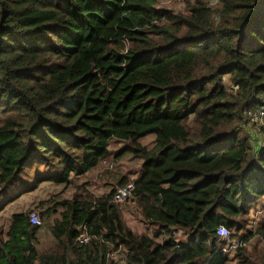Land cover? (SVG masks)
<instances>
[{
    "label": "trees",
    "instance_id": "trees-1",
    "mask_svg": "<svg viewBox=\"0 0 264 264\" xmlns=\"http://www.w3.org/2000/svg\"><path fill=\"white\" fill-rule=\"evenodd\" d=\"M161 1L0 0V194L34 176L18 196L68 188L130 154L152 228L133 232L114 202L125 177L100 197L82 184L37 213L57 216L47 251L31 213L13 215L0 264H264V246L248 249L264 242L251 217L264 199V0H181V13ZM220 227L240 243L231 255Z\"/></svg>",
    "mask_w": 264,
    "mask_h": 264
},
{
    "label": "rangeland",
    "instance_id": "rangeland-1",
    "mask_svg": "<svg viewBox=\"0 0 264 264\" xmlns=\"http://www.w3.org/2000/svg\"><path fill=\"white\" fill-rule=\"evenodd\" d=\"M211 4L214 6L216 1H211ZM157 8L161 10H170L175 13L186 12V6L181 0H163L157 4ZM250 125H253V123ZM155 139V135H149L142 139L140 143L151 149L155 145ZM121 146L122 145L115 141L111 143V149L113 151L119 150ZM142 163V159L135 158L130 154H126L120 159L111 157L107 162H103L97 169L91 171L86 176L81 178L73 177V185L71 187L65 188L63 185L45 182L40 184L33 191L18 196L22 190L31 189L35 185V181L38 177L35 178L34 176L26 181H21L18 185L11 188V191L6 190L0 194V233L7 234L12 223L13 215L33 212L40 214L41 211L48 206H53L64 199H71L72 195L75 193V188L79 185H86L87 189L97 197L108 194L116 188L120 179L125 177L127 181H133L137 177ZM31 176H33V173ZM5 204L6 206H4ZM122 210L124 212V220L133 232L139 235H152L151 226H148L144 222L133 200L123 205ZM251 217L252 220H255L257 223L264 218V199L263 206H259L257 211L252 213ZM55 218H57V216L49 221L42 219V227L38 234V248L41 252L49 250L55 243V238L51 232V226ZM178 239H181V237ZM263 246V241L254 239L248 245V249L252 250L254 247H259L261 249ZM118 256V260L122 259V256ZM233 264L237 263L233 262Z\"/></svg>",
    "mask_w": 264,
    "mask_h": 264
},
{
    "label": "built area",
    "instance_id": "built-area-1",
    "mask_svg": "<svg viewBox=\"0 0 264 264\" xmlns=\"http://www.w3.org/2000/svg\"><path fill=\"white\" fill-rule=\"evenodd\" d=\"M262 117H264L263 111H260L256 115H253L254 121L257 124H259V121ZM134 191H135V186H134L133 182H130L123 187H118L114 193V202L120 206L127 204V202H129L133 199ZM30 222L32 225L42 226L41 218L36 212H33L30 214ZM217 235L221 239L227 241L226 245L222 249L223 253H225L227 255H231L235 250H237L239 248V246H240L239 242L230 240V232L228 231L227 228L220 227L217 231ZM81 239L87 243L90 240L89 238H87L85 236H83ZM114 259L118 260L119 256L114 255Z\"/></svg>",
    "mask_w": 264,
    "mask_h": 264
},
{
    "label": "crops",
    "instance_id": "crops-1",
    "mask_svg": "<svg viewBox=\"0 0 264 264\" xmlns=\"http://www.w3.org/2000/svg\"><path fill=\"white\" fill-rule=\"evenodd\" d=\"M117 188H118V187H117ZM117 188H116V189H117ZM38 239H39V238H38ZM52 246H53V245H52ZM52 246H51V247H52Z\"/></svg>",
    "mask_w": 264,
    "mask_h": 264
}]
</instances>
